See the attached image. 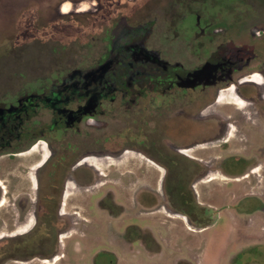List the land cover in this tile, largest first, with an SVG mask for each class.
<instances>
[{"label": "flooded vegetation", "instance_id": "1", "mask_svg": "<svg viewBox=\"0 0 264 264\" xmlns=\"http://www.w3.org/2000/svg\"><path fill=\"white\" fill-rule=\"evenodd\" d=\"M104 18L102 30L88 27L75 33L83 35L68 62H54V56L65 48L48 44L54 34H70L56 30L58 20L0 32V158L11 162L34 153L45 156L30 174L33 195L25 191L26 196L14 198L17 214L22 216L13 225L20 226L6 237L20 239L18 235L34 231H45L47 238L57 236L55 232L64 225L59 216L66 213L73 191L98 186L101 166L112 158L104 152L116 156L129 149L164 168L163 208L187 215L190 222L205 228L213 223V208L203 207L184 190L186 183L191 185L201 174L197 162L202 160L190 152L226 133L222 126L216 132V120L210 116L219 104L242 108L246 101L264 116V94L255 84L260 77L264 80V63L255 64L259 57L250 44L219 42L198 14L175 21L174 27L180 30H172L169 21L154 30L152 17ZM46 54L53 57L46 58ZM244 89L252 90L246 93ZM263 147L258 144L246 156H228L221 160L220 170L228 176L242 174L256 164ZM126 155L112 161L119 162ZM172 181L184 187L178 195L167 189ZM18 184L13 177L0 179V206L4 195L12 196ZM159 204L153 192L142 190L135 193L129 211L113 190H104L87 201L85 225L101 235V229L105 230V240L114 249L101 254L114 259V264L124 257L133 262L139 255L160 259L164 255L155 226L131 223L119 229L112 224L124 215L153 214ZM178 261L186 262L180 257L172 262Z\"/></svg>", "mask_w": 264, "mask_h": 264}, {"label": "rangeland", "instance_id": "2", "mask_svg": "<svg viewBox=\"0 0 264 264\" xmlns=\"http://www.w3.org/2000/svg\"><path fill=\"white\" fill-rule=\"evenodd\" d=\"M121 14L132 21L155 18L154 30L163 27L162 21H169L167 25L174 27V22L182 16L198 14L204 24H209V34H215L219 42L250 44L259 57L255 64L264 63V0H0V32H17L24 24L45 26L58 20L56 30L70 34H54L48 44L67 49L59 51L54 62H68L73 57L72 48L75 50L77 40L83 35L76 32L86 31L88 27L92 31L102 30L107 22L104 16ZM172 30L180 29L174 27ZM43 56L53 57L51 54ZM256 72L261 73V70ZM260 78L255 84L264 94V80ZM251 90L244 89L246 93ZM242 104V108L217 105L210 116L216 120V132L222 126L226 133L220 134L217 141L203 143L202 149L190 152L202 161L197 162L201 174L194 178L188 190L195 202L213 208V223L205 228L190 222L187 215L166 206L163 208L164 168L147 162L129 149L116 156L104 152L103 155L112 158H107V164L101 166L98 186L87 191H73L67 199L66 213L59 216L64 225L55 232L57 236L47 238L45 231H34L18 235L20 239L6 237L20 226L13 225L16 218L22 216L17 214L19 205L14 198L26 196L25 191L32 194V168L45 156L34 153L29 158L20 157L11 162L7 157L0 158V179L13 177L19 181L14 194H5L0 206V263L114 264V259L101 254L103 250H113L114 246L105 240L104 229L101 235L98 229L85 225L88 215L84 210L90 198L110 189L129 211L134 207L138 191H151L160 199L159 206L154 209L157 212L145 216L124 215L112 224L119 229L131 223L155 226L164 257L152 260L139 255L133 262L124 257L118 264H173L172 261L179 257L186 262L176 264H264V149L258 152L256 164L240 175L228 176L219 167L221 160L228 156H246L258 144H264V116L246 101ZM122 155L126 156L119 162L112 161ZM91 173L94 174V170L91 169ZM210 176L215 179L201 182ZM3 184L9 190L8 182ZM28 185L31 188L24 189ZM61 235H65L64 238ZM55 256L58 259L53 263H43Z\"/></svg>", "mask_w": 264, "mask_h": 264}, {"label": "trees", "instance_id": "3", "mask_svg": "<svg viewBox=\"0 0 264 264\" xmlns=\"http://www.w3.org/2000/svg\"><path fill=\"white\" fill-rule=\"evenodd\" d=\"M189 185H190L189 183H186L185 184V188H184V187H182V183L181 182L172 181V182L167 184V189H168V186H169V189L172 192V194L178 195L179 192L182 191L183 188H184L185 191H187V192H189L191 194V191L188 190ZM164 189H166V183L165 182H164ZM0 264H3V263H0Z\"/></svg>", "mask_w": 264, "mask_h": 264}]
</instances>
